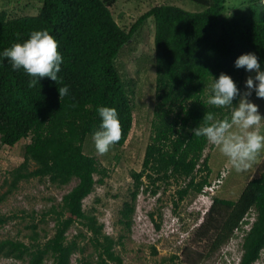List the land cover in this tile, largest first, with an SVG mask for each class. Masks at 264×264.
Returning a JSON list of instances; mask_svg holds the SVG:
<instances>
[{
  "label": "trees",
  "instance_id": "1",
  "mask_svg": "<svg viewBox=\"0 0 264 264\" xmlns=\"http://www.w3.org/2000/svg\"><path fill=\"white\" fill-rule=\"evenodd\" d=\"M116 1L40 0L35 14L16 17L0 10V53L28 39L34 30H47L63 57L58 83L43 78L29 88L31 78L23 69L13 70L0 56V143L12 147L26 140L22 162L0 185L7 187L0 192V202L22 180L47 179L64 186L76 179L57 204L41 212L42 219L52 215L53 234L41 235L33 221L34 213H25L32 218L25 223L28 232L23 238L0 237L1 258L26 264H43L46 260L49 264H70L72 254H84L89 245L88 256L95 257V264H122L116 248L123 247L131 230L140 191L155 194L161 183L169 185L171 179H183L187 182L176 190L181 200L190 190L203 194L205 188L220 182L218 177L213 184L209 181L211 168L208 156H203L208 143L204 137H196L192 129L203 123L205 112H212L217 119L229 114L227 108L206 105L205 100L210 84L222 72L240 91L246 70L235 66L240 55L254 53L264 71V10L257 7L258 0H246L238 12L230 14H226L227 0H190L201 7L198 11H188L167 0L141 12L125 28L113 17L111 6ZM149 19L154 23L152 60L156 74L150 141L141 169L129 171L130 198L118 210L121 232L112 236L104 231L93 210L83 207V199L109 173L84 150V144L100 128L97 109L102 106L117 110L122 137L114 145L125 143L133 125V90L124 82L116 59ZM65 85L69 92L60 101L58 88ZM252 93L256 95L254 90ZM239 99L237 96L233 103ZM204 214L207 219L197 230L207 238L210 252L237 237L235 231L239 230V264L255 263L264 249V170L245 183L236 199L213 196ZM14 216L0 212V227ZM77 222L85 232L79 230L69 238L67 231ZM187 258L186 264L198 262H190L189 255Z\"/></svg>",
  "mask_w": 264,
  "mask_h": 264
},
{
  "label": "rangeland",
  "instance_id": "2",
  "mask_svg": "<svg viewBox=\"0 0 264 264\" xmlns=\"http://www.w3.org/2000/svg\"><path fill=\"white\" fill-rule=\"evenodd\" d=\"M165 1L167 0H117L111 6V11L118 24L128 28L141 12ZM168 2L188 11L201 9L190 0ZM226 3L229 6L226 14H230L238 12V8L247 2L227 0ZM40 4V0H0V10H5L10 17H16L35 14ZM153 29L154 23L149 19L142 30L122 48L116 59L124 82L133 90L131 95L134 105L133 125L125 143L122 146L113 145L105 155L97 154L92 137L84 144V150L94 155L109 173L103 183L96 184L93 191L83 199V207L86 210H93L98 221L103 223L104 231L112 236L121 232V226L117 224L118 210L122 202L130 198L132 181L129 171L141 169L145 147L150 141L156 75L152 60ZM143 57L146 59L141 61ZM249 76L254 77L255 73L245 70L241 80V95L248 91L246 80ZM248 99L258 105V111L264 117V99L253 93ZM261 132L264 133V121ZM25 142L26 140L22 139L12 147L0 143V185L8 172L22 162ZM205 155L208 156L211 168L209 181L213 184L220 178V182L213 189L206 191L207 193L196 194L190 190L178 200L176 190L187 182L183 179L178 181L171 179L169 185L161 183L155 194L150 191L138 193L134 203L131 230L125 236L123 247L116 248V252L122 257V264H186L187 255L190 262L195 259L198 261L197 264H237L241 254L239 230L235 231L237 237L230 239L220 249L210 252L207 238L203 236L201 230H197V227L203 219H207V214L204 213L209 208L213 196L236 199L245 183L264 170V155H261L259 162L254 164L251 170L244 173H237L214 145L208 143L203 151V156ZM222 173L224 174L221 176ZM75 183L76 179L64 186L51 184L47 179L40 181L31 178L20 181L17 188L0 202L1 213L16 215L0 227V237L23 238L28 232L25 223L32 220L31 216L25 213H34L33 221L37 224V230L41 235L46 233L47 237L51 236L54 232V219L51 214L42 219L41 212L51 204H57L61 196ZM6 189L7 187L3 186L0 192ZM156 223H159V227ZM79 230L85 232V227L79 222L74 223L68 229L67 236L70 238ZM90 251L91 247L88 245L84 254H72L70 264H84L85 261L95 264V257L88 256ZM172 255L176 256L173 260L170 259ZM261 262L264 264V250L259 260L253 264ZM49 263L50 260H46L43 264ZM0 264L26 263L0 257Z\"/></svg>",
  "mask_w": 264,
  "mask_h": 264
},
{
  "label": "clouds",
  "instance_id": "3",
  "mask_svg": "<svg viewBox=\"0 0 264 264\" xmlns=\"http://www.w3.org/2000/svg\"><path fill=\"white\" fill-rule=\"evenodd\" d=\"M257 7L264 10V0H258ZM17 35L19 38V34ZM0 56L10 62L13 70L23 69L31 78L29 88L35 87L43 78L59 82L58 73L61 71L63 57L58 51L57 41L47 30L32 31L28 39L22 43H13L4 49ZM235 66L255 73L254 77L249 76L246 80L248 91L241 95L233 79L222 72L219 78L210 84V93L205 104L227 108L229 114L217 119L212 112H205L203 123L192 129V132L196 137H204L207 143L216 146L237 173H244L251 170L253 165L259 162L261 155H264V133L261 132L264 117L259 113L258 105L248 99L253 90L258 98L264 99V71L261 70L254 53L240 55L235 61ZM68 92L67 85L58 88L60 101ZM237 96H240L239 102L234 104ZM97 111L102 122L99 130L94 132L92 140L97 154L105 155L120 141L122 127L115 108L102 106ZM244 227L248 229L249 225ZM239 261L240 257L237 264Z\"/></svg>",
  "mask_w": 264,
  "mask_h": 264
},
{
  "label": "built area",
  "instance_id": "4",
  "mask_svg": "<svg viewBox=\"0 0 264 264\" xmlns=\"http://www.w3.org/2000/svg\"><path fill=\"white\" fill-rule=\"evenodd\" d=\"M215 185H213V186H210V187H207V188H205V190H210V189H213V187H214Z\"/></svg>",
  "mask_w": 264,
  "mask_h": 264
}]
</instances>
